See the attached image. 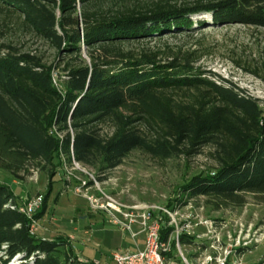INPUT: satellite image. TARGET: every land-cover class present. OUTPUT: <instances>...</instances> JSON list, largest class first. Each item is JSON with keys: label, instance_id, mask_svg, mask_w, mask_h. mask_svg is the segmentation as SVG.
Returning a JSON list of instances; mask_svg holds the SVG:
<instances>
[{"label": "trees", "instance_id": "obj_1", "mask_svg": "<svg viewBox=\"0 0 264 264\" xmlns=\"http://www.w3.org/2000/svg\"><path fill=\"white\" fill-rule=\"evenodd\" d=\"M100 1L0 0L4 27L16 24L56 54L48 64L0 36V170L19 181L48 175L34 220L61 166L103 174L134 151L165 161L208 147L216 167L181 188L186 198L242 206L249 194L264 202V102L195 67L194 53L161 60L158 50L127 49L190 32L207 24L201 15L210 26L264 29V0ZM17 206L0 183V264H81L65 239L31 234L33 221Z\"/></svg>", "mask_w": 264, "mask_h": 264}, {"label": "rangeland", "instance_id": "obj_2", "mask_svg": "<svg viewBox=\"0 0 264 264\" xmlns=\"http://www.w3.org/2000/svg\"><path fill=\"white\" fill-rule=\"evenodd\" d=\"M136 1L147 4L159 0H101L100 3L107 7ZM172 1L193 3L201 0ZM203 16L198 17L207 24L197 28L194 26L190 32L142 41L127 49L158 50L161 51V60L178 52L179 55L194 53L195 67L215 73L245 95L264 102V29L240 24L210 26L208 16ZM8 27L0 22V36L4 40H12L23 51L42 56L48 64L53 62L56 54L46 43L16 24ZM82 57L86 59L85 54ZM61 77L62 72L53 73L59 90L62 89ZM215 167L208 147L190 158L182 156L165 161L134 151L119 167L103 174L96 168L75 163L72 167L63 165L53 178L43 224L51 232H61L54 235L58 237L55 240L68 241L63 234L71 237L74 240L72 250L79 253L81 260L95 258L103 261L116 249L130 252L139 250L144 245V235L133 239L130 232L112 224L106 213L92 210L86 198L101 201L104 196H109L125 206L148 205L161 209L151 211V215L166 225L169 217L165 212H177L178 226L184 227L181 239L188 241L181 244V249L190 261L201 254L214 255L212 246H224L229 237L235 239L242 236L252 241L251 246L239 254L242 264H264V202L259 197L244 195V205L226 206L212 199H188L181 192V188L193 176ZM0 183L9 187L21 206L31 198L45 197L49 177L34 171L19 181L0 170ZM40 220L32 217L34 235L42 238L44 227ZM187 225L191 228H185ZM86 228L91 229L89 236L83 234ZM258 236L261 242L254 245L253 239ZM233 262L234 258H231L230 264Z\"/></svg>", "mask_w": 264, "mask_h": 264}, {"label": "built area", "instance_id": "obj_3", "mask_svg": "<svg viewBox=\"0 0 264 264\" xmlns=\"http://www.w3.org/2000/svg\"><path fill=\"white\" fill-rule=\"evenodd\" d=\"M90 207L94 211L106 213L112 224L121 226L122 230L131 233L133 239L139 235H144V245L142 249L135 252L116 249L111 252L110 262L101 263L99 261H87L77 258L81 264H242L240 252L251 246V239L238 236L231 239L224 246H212L213 254H201L190 261L184 256L181 249V237L183 228L178 226L177 212H165L169 221L167 225L161 219H153L151 211L161 210L148 205L125 206L114 198L104 196V199L97 201L87 197ZM42 197L31 198L21 206H17L19 213L27 219L32 220L33 215L42 205ZM34 222L31 226V234H34ZM185 228H191L187 225ZM165 233V237L162 234ZM218 241V239H216ZM261 239L255 237L253 244H259Z\"/></svg>", "mask_w": 264, "mask_h": 264}, {"label": "crops", "instance_id": "obj_4", "mask_svg": "<svg viewBox=\"0 0 264 264\" xmlns=\"http://www.w3.org/2000/svg\"><path fill=\"white\" fill-rule=\"evenodd\" d=\"M76 211H78V209H76ZM41 221H42V223H41ZM40 223H41V225L44 227V229H43V231H42V234H41V236H42V238L41 239H43V240H55L56 238H58V237H54V235H58V233H60L61 234V232H58V231H54V232H51L50 230H48L47 228H45V226H44V221H43V217L41 218V220L39 221ZM63 234V233H62ZM83 234L84 235H86V236H89L90 234H91V229L90 228H86L85 230H84V232H83ZM65 237H66V239L68 240V243L71 245L72 244V241H74L71 237H69V236H66L65 234H63ZM143 248V247H142ZM142 248H139V249H142ZM112 252V251H111ZM111 252H110V254H109V256H107L106 258H105V260H103V261H100V260H97V259H95V258H93V259H90V258H88V259H85V260H87V261H99V262H101V263H108V262H110V256H111ZM74 253V252H73ZM74 255L75 256H77V257H81L80 255H79V253H74Z\"/></svg>", "mask_w": 264, "mask_h": 264}]
</instances>
